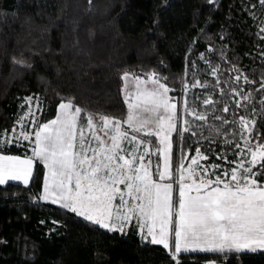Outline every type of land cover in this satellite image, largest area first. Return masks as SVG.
<instances>
[{
	"label": "trees",
	"instance_id": "trees-1",
	"mask_svg": "<svg viewBox=\"0 0 264 264\" xmlns=\"http://www.w3.org/2000/svg\"><path fill=\"white\" fill-rule=\"evenodd\" d=\"M261 29V0H0V134H7L0 139L13 140L0 152L31 155L34 133L28 141H15L27 97L33 98L36 117L35 124L29 117L23 125L29 132L55 115L62 98L89 113L123 118L122 73L154 72L167 78L162 81L171 96L183 94L184 127L177 129L191 125L183 137L172 133L174 161L200 148L206 166L219 165V174L230 171L251 158L238 155L236 144L243 147L244 139L234 121H255L252 136L260 140L251 143H264ZM206 99L212 104L205 105ZM147 138L153 151L159 147L155 136ZM150 158L160 164L158 156ZM44 171L34 160L28 184L0 185V264H205L210 258L264 264L261 250H189L173 259L172 248L142 239L133 220L123 232L109 231L40 199Z\"/></svg>",
	"mask_w": 264,
	"mask_h": 264
},
{
	"label": "snow or ice",
	"instance_id": "snow-or-ice-1",
	"mask_svg": "<svg viewBox=\"0 0 264 264\" xmlns=\"http://www.w3.org/2000/svg\"><path fill=\"white\" fill-rule=\"evenodd\" d=\"M216 71L212 69L213 73ZM243 78L250 83L246 76ZM121 79L127 105L123 121L89 113L76 106L72 98H62L55 118L29 132L23 130V125L29 117L35 124L36 117L31 106L33 98L27 97L28 112L19 118L21 131L15 141H28L34 133L32 156L0 154V185L7 181L28 184L35 160L46 169L40 199L59 204L109 231L123 232L127 223L136 219L142 239L150 237L152 244L165 249L170 247L171 234L173 259L189 250L264 251V143H251L252 139L260 140L259 136H252L255 121L249 122L243 116L234 121L244 139L243 147L236 144L238 155H250V160L240 159L236 167L217 175L214 170L220 166L212 165L211 172L203 167L200 161L208 157L196 148V155L186 167L187 157L182 156L179 167L174 168L172 133L179 131L183 137L191 125L186 120L189 127L177 129V105L171 102L167 84L161 82L167 78L153 72L143 79L124 72ZM198 85L197 81L192 87ZM261 88L264 89V82ZM243 99L249 100V96ZM204 104L210 105L212 100L206 99ZM223 111L227 112L228 107ZM196 118L207 119L205 114H197ZM228 123L232 122L222 120V124ZM122 124L127 125L131 135ZM141 132L147 137L155 136L159 147L153 151L152 140L136 135ZM11 143V138L0 139V147ZM151 156L162 160V169L159 163L153 164ZM257 166L259 170H254ZM117 200L119 203L114 204Z\"/></svg>",
	"mask_w": 264,
	"mask_h": 264
},
{
	"label": "rangeland",
	"instance_id": "rangeland-1",
	"mask_svg": "<svg viewBox=\"0 0 264 264\" xmlns=\"http://www.w3.org/2000/svg\"><path fill=\"white\" fill-rule=\"evenodd\" d=\"M124 73V72H123ZM123 73H122V75H123ZM131 73V72H130ZM136 75H139V76H141L143 79H146V74H148V73H146V74H137V73H135ZM161 82H163V81H161ZM164 83V82H163ZM147 87H150V85H146ZM124 87V81L122 82V88ZM134 87V86H133ZM123 95H124V93H123ZM168 95H169V97L171 98V102L172 103H175L176 105H177V127H180V128H182V127H184V113H183V102H184V99H183V94L182 95H180V97L179 98H175L174 96H171L170 95V93H168ZM62 101H60L59 103H58V105L61 103ZM182 102V103H181ZM180 103L182 104L181 106H180ZM32 106V108H33V105H31ZM57 110H58V107H57ZM28 112V109H27V111L25 112V114ZM56 114H57V111H56V113H55V115L53 116V117H51V118H49V119H47V120H45V121H43L41 124H43V123H47L49 120H52V119H54L55 118V116H56ZM96 114H99V113H96ZM126 116H127V112H126V115L123 117V118H117V119H120L121 121H123L124 119H126ZM122 128H124V129H127V125H124V124H122ZM128 131H129V134L131 135L132 133H131V130L130 129H127ZM101 135H103L102 133H101ZM136 135L138 136V138H141V139H149V138H147V136H145V134L143 133V132H141V133H136ZM156 138V137H155ZM156 141L158 142V140H157V138H156ZM159 145V144H158ZM34 146V137H33V145H32V147ZM124 146L125 147H127L128 145H127V143L125 142L124 143ZM32 147H31V149H32ZM31 153V155H20V154H14V153H7V152H0V154H3V155H11V156H20L21 158H24V157H26V156H28V157H31L32 156V151L30 152ZM184 154L182 155V156H186L187 157V159H185L184 160V165H185V167L187 166V164L188 163H190V160H191V157L192 156H195L196 155V153H194V155L192 154V155H187V151H185V152H183ZM179 157V156H178ZM251 159V158H250ZM180 160H181V156L177 159V161L174 163V168H176V167H179V164H180ZM159 162H160V167H161V169H162V167H163V162H162V160H160V158H159ZM200 163H201V165L203 166V167H205V168H208L209 170H210V172H211V165H205L204 163H203V160H201L200 161ZM45 171H46V169H45ZM45 171H44V175H45ZM224 172V171H223ZM222 172V173H223ZM215 173L217 174V175H222V174H219L218 172H216L215 171ZM44 177V176H43ZM158 178V177H157ZM211 178H215L214 176H212ZM19 182H22V181H19ZM165 182H169V181H165ZM43 185H44V180H43V183H42V189H41V192H40V195H38V197H41V195L43 194ZM124 186L123 185H121V188H123ZM127 198V197H126ZM119 203V201L117 200V201H114V204H118ZM136 224H137V226H138V230H139V232L141 233V229H140V227H139V224L137 223V221H136V219H132ZM130 222V221H129ZM128 222V223H129ZM127 223V224H128ZM144 231L146 232V228L144 229ZM157 231H158V229H157ZM169 244H170V247L169 248H172V252H174L175 251V248H174V236L173 235H171L170 234V239H169ZM205 264H221L219 261H216V260H214V259H212V258H210V259H207L206 261H205Z\"/></svg>",
	"mask_w": 264,
	"mask_h": 264
},
{
	"label": "crops",
	"instance_id": "crops-1",
	"mask_svg": "<svg viewBox=\"0 0 264 264\" xmlns=\"http://www.w3.org/2000/svg\"><path fill=\"white\" fill-rule=\"evenodd\" d=\"M43 180H44V177H43Z\"/></svg>",
	"mask_w": 264,
	"mask_h": 264
}]
</instances>
